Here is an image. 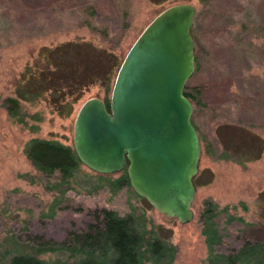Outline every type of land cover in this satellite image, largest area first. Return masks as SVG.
Here are the masks:
<instances>
[{"label": "rangeland", "instance_id": "obj_1", "mask_svg": "<svg viewBox=\"0 0 264 264\" xmlns=\"http://www.w3.org/2000/svg\"><path fill=\"white\" fill-rule=\"evenodd\" d=\"M179 3L196 8L193 40L199 70L192 84L220 83L222 95L218 100L203 97L205 106L199 107L196 118L210 151L200 156L194 200L201 204L210 198L228 208L217 218L224 235L218 252L235 250L246 239L264 240V0H0V237L12 231L21 239L40 235L62 241L70 231L86 229L93 210L106 208L141 216L146 229L177 248L172 264H203L207 249L195 216L181 224L159 213L129 186L114 194L107 187L89 195L77 189L66 192L53 217L43 216L56 193L45 189L47 180L26 159L24 145L38 137L73 146V124L81 104L93 97L109 99L99 82L84 88L67 116L53 111L51 100L22 101L25 126L12 120L4 107L22 74L39 73L47 64L46 49L65 42L89 45V50L78 49L65 61L72 73L94 78L108 70L113 56L123 58L159 12ZM85 19L105 27L110 41L93 33ZM106 50L110 54L105 55ZM35 113L41 120L31 118ZM217 122L227 127L217 131ZM34 124L38 129L33 132L29 126ZM243 128L262 139L259 157L244 164L234 161V155L220 158L226 149L241 153L252 146Z\"/></svg>", "mask_w": 264, "mask_h": 264}, {"label": "trees", "instance_id": "obj_2", "mask_svg": "<svg viewBox=\"0 0 264 264\" xmlns=\"http://www.w3.org/2000/svg\"><path fill=\"white\" fill-rule=\"evenodd\" d=\"M88 9L92 15L94 12L92 7L90 6ZM83 23L93 33L110 41L108 30L105 27L98 28L91 25L87 19ZM242 27L244 28L245 25ZM194 28L192 27L191 30L192 37ZM78 49L89 50L90 48L85 43L65 42L55 48L46 49L48 60L41 72L27 71L22 74L16 84L15 95L4 99V107L12 120L26 126L24 121L26 112L22 101L35 104L42 99L47 102L51 100L53 111L58 115L67 116L72 111L73 103L81 97L86 86L99 82L104 86L105 94H110L114 78L124 56L121 60L113 56L108 70L104 74L92 78L68 70L65 59L71 58ZM104 53L105 55L106 53L110 54L109 51ZM198 70L199 60L195 53V70L186 81L184 94L193 104L192 122L199 133L202 151L207 153L210 151V145L201 132L196 118L200 116L199 107L205 106L202 102L203 97H210L212 100L222 98V95L219 94L221 84L205 82L193 85V77L198 73ZM46 94L48 95L46 96ZM104 101L108 106L107 97ZM31 118L35 121L41 120L38 113L31 115ZM216 126L218 131L227 127V124L217 122ZM29 129L34 132L38 126L37 124L30 125ZM247 129L243 128L252 146L241 153L238 151L227 153L226 149L221 153L220 158L228 159V155H234L237 157L234 158V161L244 164L246 160L259 157L262 139L250 128ZM23 153L37 173L47 180L45 189L56 193L49 213L43 214L45 217H53L54 209L59 205L66 192L77 189L83 190L84 194L89 195L92 191L107 187L114 194L123 187H130L126 169L118 172L115 179H112L111 174L107 173L95 172V176L91 175L82 168V163L77 158L73 147L64 145L57 140L30 138L24 145ZM78 174L79 178L76 177ZM196 179L195 177V188L198 186ZM192 207L195 208L194 216L207 249V254L202 260L203 264H264V240L246 239L235 250L217 251V246L224 237L219 230L217 218L228 208H220L210 198L204 199L201 204L194 200ZM92 216L93 220L88 223L86 229L70 231L66 239L62 241L47 239L40 235L21 239L17 233L9 231L0 237V264L173 263L177 248L166 239L160 238L153 229H146L141 216L132 213L120 215L116 211L106 208L93 210ZM231 218L232 216L229 217V219Z\"/></svg>", "mask_w": 264, "mask_h": 264}, {"label": "water", "instance_id": "obj_3", "mask_svg": "<svg viewBox=\"0 0 264 264\" xmlns=\"http://www.w3.org/2000/svg\"><path fill=\"white\" fill-rule=\"evenodd\" d=\"M195 14L190 3L159 12L124 55L108 106L97 97L85 100L73 124L72 147L82 165L107 174L126 169L132 190L181 224L194 218L202 153L184 94L195 70Z\"/></svg>", "mask_w": 264, "mask_h": 264}]
</instances>
